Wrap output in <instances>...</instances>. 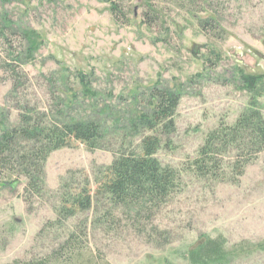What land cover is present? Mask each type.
<instances>
[{
	"label": "rangeland",
	"instance_id": "obj_1",
	"mask_svg": "<svg viewBox=\"0 0 264 264\" xmlns=\"http://www.w3.org/2000/svg\"><path fill=\"white\" fill-rule=\"evenodd\" d=\"M0 13L44 40L23 67L0 42V120L14 127L25 110L34 121L54 119L83 74L100 94L104 124L94 150L72 141L49 156L38 194L26 192L24 177L0 184V264H42L72 232L83 237L84 264H188L192 249L218 237L228 250H249L230 264H264V250L252 251L264 242V152L241 176L201 178L187 169L221 123L234 125L251 104L264 116V0H0ZM10 39L13 51L22 48L19 36ZM242 75L263 78L250 89ZM156 86L181 94L174 131L161 136L155 156L180 174V186L151 222L120 210L104 221L112 207L97 183L117 153L141 154L151 133L131 131L124 116L145 111ZM79 101L67 109L71 117L89 114V101ZM88 190L92 209L57 223L66 197Z\"/></svg>",
	"mask_w": 264,
	"mask_h": 264
},
{
	"label": "trees",
	"instance_id": "obj_2",
	"mask_svg": "<svg viewBox=\"0 0 264 264\" xmlns=\"http://www.w3.org/2000/svg\"><path fill=\"white\" fill-rule=\"evenodd\" d=\"M117 9L118 6L111 3V11L117 12ZM13 36L22 39L20 50H12L10 38ZM0 42L10 48L12 63L23 67L35 61L36 53L44 40L36 30L21 28L6 13H0ZM7 67L10 68L11 65L8 64ZM262 78L242 75V82L246 88L255 89ZM76 79L80 91H65L67 99L62 100L65 108L56 113L54 119L34 121V116H30L25 110L19 125L10 127L7 118L0 120V175L4 177L0 184L7 183V179L12 181L11 184H16L24 177L27 180L26 192L38 194L43 182L44 167L53 152L68 147L72 141H80L90 150L97 148V143L104 134L102 112L99 111L98 101H95L100 94L86 82L85 75L80 74ZM176 89H161L158 86L151 88L144 104L146 110L140 111L133 107L131 112L125 114L124 120L131 131L144 130L151 135H144L142 138L141 154L130 151L117 153V158L105 170L102 181L97 183V194L105 196L112 207L111 211L108 210L101 216L104 221L112 219L115 222L112 213L120 210L139 224L145 216L151 222L155 210L178 190L180 174L161 167L155 157L161 147V136L175 128L174 117L181 98L180 91ZM80 99L89 101L86 110L89 114L71 117L67 109L80 104ZM105 108L113 110L109 106ZM121 120L117 116V121H112ZM263 152L264 116L256 105L251 104L234 125L221 123L207 135L197 157L189 161L187 169L201 178L218 179L227 173L241 176L243 169ZM228 161L232 166H229L231 171L227 168ZM92 197L91 190L75 197H66L57 223L69 219L78 211L91 210ZM83 244L82 235L72 232L61 248L54 251L42 264H84ZM226 245L223 237L208 239L192 249L186 260L188 264H230L233 259L249 251L244 248L245 244H240L233 250H228ZM253 248L252 251L264 250V242Z\"/></svg>",
	"mask_w": 264,
	"mask_h": 264
}]
</instances>
